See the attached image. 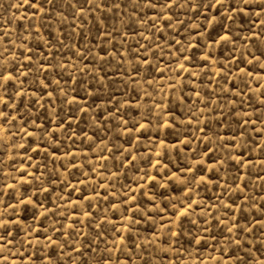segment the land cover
<instances>
[{
  "label": "rangeland",
  "instance_id": "rangeland-1",
  "mask_svg": "<svg viewBox=\"0 0 264 264\" xmlns=\"http://www.w3.org/2000/svg\"><path fill=\"white\" fill-rule=\"evenodd\" d=\"M0 264H264V0H0Z\"/></svg>",
  "mask_w": 264,
  "mask_h": 264
},
{
  "label": "snow or ice",
  "instance_id": "snow-or-ice-1",
  "mask_svg": "<svg viewBox=\"0 0 264 264\" xmlns=\"http://www.w3.org/2000/svg\"><path fill=\"white\" fill-rule=\"evenodd\" d=\"M25 2L27 3V2H28V0H25Z\"/></svg>",
  "mask_w": 264,
  "mask_h": 264
}]
</instances>
